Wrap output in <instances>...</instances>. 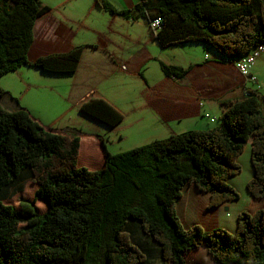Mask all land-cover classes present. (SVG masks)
<instances>
[{
	"label": "trees",
	"instance_id": "16d2710c",
	"mask_svg": "<svg viewBox=\"0 0 264 264\" xmlns=\"http://www.w3.org/2000/svg\"><path fill=\"white\" fill-rule=\"evenodd\" d=\"M95 4L148 24L160 18L159 30L149 28L162 48L202 42L236 62L264 45V0H138L121 10L108 0ZM51 11L39 0H0V76L21 66L52 74L75 71L82 45L28 59L34 23ZM160 68L177 79L190 69L163 62ZM222 104L214 127L171 132L120 153H110L108 141L98 137L99 169L79 165L81 140L74 132H52L24 108L10 111L0 104V264H149L154 251L164 264H188L185 254L198 247L217 264H263V210L239 212L233 232L198 224L184 228L175 210L187 184L209 193L207 208L237 200L228 179L241 171L237 157L247 143L252 177L246 190L254 199L264 197V96L252 91ZM73 107L108 132L124 118L95 90ZM22 180L36 189L32 200L20 199L16 208L3 199ZM128 220L137 222L151 245L147 238L131 239Z\"/></svg>",
	"mask_w": 264,
	"mask_h": 264
},
{
	"label": "rangeland",
	"instance_id": "374dc122",
	"mask_svg": "<svg viewBox=\"0 0 264 264\" xmlns=\"http://www.w3.org/2000/svg\"><path fill=\"white\" fill-rule=\"evenodd\" d=\"M39 1L41 5L55 7L54 12L44 16V31L40 37H38L37 27L34 25L35 29L33 28L34 39L43 49L59 53L66 51L69 43H93V45H102L105 49L98 48L94 54H90L86 53L89 50L86 48L85 58L87 60H96L99 65L104 64L100 62V54L104 55V51L110 52L117 64L121 62L126 64L129 71L114 77L117 81L109 76L108 69V80H102L100 76L93 74V78L90 80L93 84L87 83V85L96 88L101 96L105 93L110 97L114 105L124 114V118L117 126L118 130L115 129L112 133H107L102 124L81 113H76L78 110L71 107L72 103L68 98L67 89L68 82L72 80V77L52 74L27 66H21L15 72L0 76V88L5 90V94L0 96V103L10 105L18 100L21 106L28 109L37 121L52 132L65 131L66 125L73 124L79 134L97 136L107 140V149L112 154L163 138L166 135V127L160 118L161 104H156L160 113H156L157 115L150 108L135 110L137 106H144L147 98H144L138 90L140 82L130 70L141 65L140 70L144 72L146 80L158 87L161 79L164 78L160 62L166 64L187 63L194 50L199 52L200 47L198 45H195L198 47H194V43L188 42L162 48L152 39L149 25L145 20L137 19L135 21L118 14L111 15L108 11L98 7L95 0ZM108 1L114 8L121 10L132 8L138 0ZM61 19L67 20V23H60L59 26L58 22H62ZM69 22L82 23L84 28L88 29L85 28L71 39ZM209 50L206 52L213 55L214 50ZM28 53V59L32 60L38 55L39 50L33 47L29 49ZM203 53L204 51L201 52L202 55ZM114 87L117 90H114ZM7 105L6 107H8ZM63 114L64 116L60 117ZM69 119L70 121H68ZM217 123L218 120L212 125L216 126ZM164 124L172 125L170 122H164ZM81 142L87 143L83 138H81ZM89 156L92 158V155ZM35 189L36 184L27 181L24 191L14 194L4 202L17 208L20 199H33ZM208 200L205 204L206 207ZM136 225L137 222L132 220H128L125 224L131 239L135 242L137 239L147 238L148 244L151 245L150 237H146L139 228H136ZM151 255L149 264H164L156 251Z\"/></svg>",
	"mask_w": 264,
	"mask_h": 264
},
{
	"label": "crops",
	"instance_id": "0c3cea01",
	"mask_svg": "<svg viewBox=\"0 0 264 264\" xmlns=\"http://www.w3.org/2000/svg\"><path fill=\"white\" fill-rule=\"evenodd\" d=\"M54 10L55 7H53V11L50 13L54 12ZM50 13L46 15H49ZM44 16L37 19L34 23L35 27H37L38 37H40L44 31ZM61 20L62 22H58L59 26L61 25L60 23H67V20ZM68 26L71 27V30L69 31L71 39L86 28H84L82 23L75 24L74 22H69ZM35 27L33 26L34 29ZM192 43H194V47L199 46L200 51L198 52L194 50L191 54L192 57L187 63L167 64L177 65L183 68L190 67L188 72L182 78L177 79L167 77L163 74L164 78L161 79V83L158 87H155L146 80L144 72H141L140 70L141 65L130 70L132 75L140 82L138 90H140V93H142L144 98H147L145 105L142 107L141 105L137 106L135 107V110H137V108H150L154 110L155 114H160L159 110H157L156 104H161L160 118L163 125L166 127V135H164L163 138L167 137L171 132L181 133L186 130H204L214 127L215 125H212V123L216 122V120H218L219 123L223 114L222 102L242 99L246 96L248 90L249 92L254 91L259 95L264 96V53L255 59L248 70L247 76L242 77L237 70L235 62L226 61L225 59L220 58L216 52L202 42ZM77 45H82L83 48L75 71L68 74H59L72 77V80L68 82L69 87L67 89L68 98L72 103L71 107H73V105L89 91L97 90L96 88L91 87L92 85H87V83L93 84L90 81L93 78V74L95 76H100L102 80H108L107 71L109 69V76H111L114 81H117L114 77L118 76V74H126L125 72L129 71L124 62L117 64L110 52L103 51L104 55L100 54V62L104 64L99 65V62L96 60H87L85 58L86 53L94 54L95 51L98 50V48L93 47V43H69L66 51L72 46ZM33 47L39 50L38 55L34 59L39 56L58 53L43 49L37 44L34 35L30 48L32 49ZM86 48H89L87 52L85 51ZM209 49L213 51V55H209L206 52V50ZM202 51H204L203 55L201 54ZM110 82L112 81L110 80ZM114 90H117V88L114 87ZM102 95L109 103L116 107L110 97L105 93ZM12 101H14V99H12ZM0 104L10 111L24 108L29 115L37 121L28 109L18 103V100L15 103L12 102L10 105H7L6 103ZM6 105L8 107H6ZM77 112L83 114L80 111H76V113ZM62 116H64V114L60 117ZM212 117L215 118L213 122L210 121ZM91 119L94 120L93 118ZM68 121H70V119ZM37 122L42 125L39 121ZM164 122H170L172 125H166ZM102 125L106 128L108 133V128L104 124ZM73 126V124L66 125L65 130H70L79 136L80 140L83 138L87 141V143L81 142L78 156V162L81 160L79 165L86 166L90 169L101 168L103 165V156L100 152L99 138L97 136L79 134ZM44 128L47 129V127ZM112 132L113 131L109 133ZM89 155H92V158H89ZM237 162L241 166V171L228 179L229 185L239 193V198L237 200L224 202L214 208H207L205 204L209 199V193L197 191L192 184H187L182 188L181 196L177 199L175 204V210L184 228L198 224L205 230L221 227L233 232L236 227V216L239 212L247 211L249 213H254L258 210L264 211V197L254 199L246 190V183L252 177L250 143H247L243 152L237 157ZM27 181L28 180L19 181L10 187L7 191L6 198L3 200L5 201L14 194L24 191L23 188ZM21 188L23 189L22 191H20ZM37 202V205L40 206V208H44V204L41 201L38 200L36 203ZM184 258L188 264H217L203 247L190 250L185 254Z\"/></svg>",
	"mask_w": 264,
	"mask_h": 264
},
{
	"label": "built area",
	"instance_id": "2783aa9c",
	"mask_svg": "<svg viewBox=\"0 0 264 264\" xmlns=\"http://www.w3.org/2000/svg\"><path fill=\"white\" fill-rule=\"evenodd\" d=\"M149 27L154 30H159L161 26V19L154 18L149 24ZM264 50L263 44H258L256 48H253L249 54L244 56L243 58L236 61V67L239 74L243 77H246L248 74V70L253 64L254 60L259 56V53ZM210 121H214V118H211Z\"/></svg>",
	"mask_w": 264,
	"mask_h": 264
},
{
	"label": "clouds",
	"instance_id": "9594fccd",
	"mask_svg": "<svg viewBox=\"0 0 264 264\" xmlns=\"http://www.w3.org/2000/svg\"><path fill=\"white\" fill-rule=\"evenodd\" d=\"M259 57V56H258ZM255 61V60H254ZM235 64H236V62H235ZM243 77V76H242ZM251 92H246V96L248 95V94H250ZM213 118V117H212ZM215 119V118H214ZM212 122V121H211Z\"/></svg>",
	"mask_w": 264,
	"mask_h": 264
},
{
	"label": "bare ground",
	"instance_id": "6f19581e",
	"mask_svg": "<svg viewBox=\"0 0 264 264\" xmlns=\"http://www.w3.org/2000/svg\"><path fill=\"white\" fill-rule=\"evenodd\" d=\"M249 91V90H248Z\"/></svg>",
	"mask_w": 264,
	"mask_h": 264
}]
</instances>
